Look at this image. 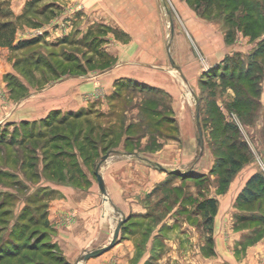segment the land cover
Wrapping results in <instances>:
<instances>
[{"label": "crops", "instance_id": "1", "mask_svg": "<svg viewBox=\"0 0 264 264\" xmlns=\"http://www.w3.org/2000/svg\"><path fill=\"white\" fill-rule=\"evenodd\" d=\"M33 2H55L61 6L57 11L52 10L54 13L50 16L52 21L55 20L50 32L56 35L53 36V42L68 38L76 24L88 34L89 32L91 34L93 26H100L97 36L104 40V45L100 46V49L112 59L108 65L85 73L84 76L89 77L84 79L83 87L76 86L73 79H69L67 86L59 90L60 96L65 95L66 105H51L39 117L54 108L73 111L80 105L91 108L94 103H97L94 107L99 120L111 110L115 112L116 118L119 117L120 107L123 117L127 113L123 107L128 96L123 95L119 89L125 87L126 82H144L153 86L157 93L155 97L162 100L157 103L158 110H161L158 111L157 118L160 120L165 115L169 118L173 116L172 128L174 131L178 130L173 133L178 139L175 142L170 140L172 137H166L163 126L156 127L158 131L153 132L155 137L152 144V149L156 148V151L147 152L149 156H141L135 149L126 153L116 149L105 159L100 158L98 171L104 181L106 196L100 192L97 183L88 187L54 186L58 196L50 202L48 219L52 227L51 240L60 254L73 264L77 262L144 264L150 254L152 242L156 239L153 234L133 233L128 223L121 225L118 238L109 249L83 261H79V258L85 251L108 243L116 225L114 221L118 216L121 217L123 213L127 217L130 212H138L139 182L140 178H143L142 171L147 168V163L166 162L168 165L175 162L181 167H187L193 161L192 164L194 163L202 174L209 171L214 156L212 153L205 157L202 154L198 156L199 159L197 157L194 160L195 144L198 141L192 134V130H197L196 102L199 104V113L205 109L202 95H198V82L205 78L202 76H206L202 65L208 63L211 64V69H220L226 57L231 59L239 56L245 64L254 61L261 67V73L257 76L259 90L256 95L258 102L256 116L251 121L241 122L225 104L216 102L226 119H229L230 115L236 119L252 158L237 170L224 190L218 189L216 180L207 191V197L217 199V210L213 216L209 240H203L201 235L196 237L186 233L180 234L176 240L184 243L186 250L182 244L179 250L172 249L167 254L165 251L158 264H264V223L259 221V224L249 228L243 225L242 221L235 219L241 215L242 210L236 199L238 193L254 172L264 171L261 164L259 165V161H264V52L255 55L253 59L249 58L264 39V30L253 36L241 28L228 26L221 16L214 17L216 15L214 12L213 17L208 18L205 13L191 9L187 4L179 5V25L174 27L171 16L166 23V11L160 7L161 0H33ZM166 26L169 27L171 37L167 45ZM107 27L112 30L106 31ZM118 31L127 35L125 41L122 42L116 37ZM169 56L174 64L171 63ZM94 81L98 82L100 90L92 93ZM113 90L114 96H110ZM221 93L225 94L226 102L235 96L230 87ZM166 97L167 105L164 104ZM108 101H111V106H108ZM154 110L157 111L156 108ZM134 111L133 109L132 112ZM135 120L139 121L138 118L132 117L127 123H133ZM115 123L117 126L115 128L119 129L121 126ZM135 127L132 124L127 126V129L133 131ZM128 136L130 139L135 137L133 133ZM148 138L149 135L143 136L142 144ZM150 171L155 172V178L164 176L155 169L150 168ZM210 177L212 180L216 179L212 173ZM198 237L200 243L193 249H188L186 243L195 242ZM140 239L145 242L144 248H140Z\"/></svg>", "mask_w": 264, "mask_h": 264}, {"label": "rangeland", "instance_id": "2", "mask_svg": "<svg viewBox=\"0 0 264 264\" xmlns=\"http://www.w3.org/2000/svg\"><path fill=\"white\" fill-rule=\"evenodd\" d=\"M161 3V9L166 11V23L171 16L173 25L176 27L179 25V5L187 4L194 9L196 0H191V4L187 0H161ZM57 4L55 2L34 3L33 0H0V22L10 20L14 24L12 29L0 32V171H2L0 172V201L4 199L2 194L9 193V202L2 207V209H10L7 217L10 220L7 221L8 228H12L20 217L23 207L27 205V214L23 215L24 231L26 236L33 239L40 233L35 221L41 222V213L44 210L42 208L39 211L35 208L42 207L43 203H46L48 217L50 202L58 196L56 185L77 187L95 185L97 183L93 173L95 165L104 154L109 155L116 149L121 150V153L135 149L141 156H149L147 152L156 151V148L152 149V144L155 137L153 132L158 131L156 128L158 126L164 127L166 137H172L170 140H178L173 135L175 131H178L172 128L174 127L171 123L173 116L169 118L165 115L160 120L157 118L158 111H161L158 110L157 105L160 100L155 97L156 89L144 82H126V86L119 89L123 95L128 96L123 107L127 113L123 117L120 107L119 117L116 118L115 112L111 110L99 120L94 107L97 103H94L91 108L80 105L73 111L54 108L39 117L51 105H66L65 95L60 96V91L67 86L69 79H73L76 86L83 87L84 79L89 77H85V73L87 74L91 69L106 66L112 60L109 59V54L106 56L100 49V46L104 45V40H100L97 36L100 26H93L91 34L90 32L88 34L76 24L68 38L64 37L62 40L53 42V36L56 35L50 32L55 20L52 21L50 16H53L52 10L57 11L61 8L59 4L57 7ZM203 6L201 5V8ZM209 10L215 13V5L211 4ZM202 13H205L208 18L213 17L210 11ZM216 16L217 14L214 17ZM168 26H166V45L171 39ZM111 30L107 27L106 31ZM116 37L123 42L127 35L118 31ZM211 68V64L202 65L204 72ZM203 77H205L203 81L214 80V78H208L209 76ZM214 81L219 82V79L215 78ZM54 89L58 92L53 93ZM220 89L215 88L214 85L206 86L198 82V95L203 97L202 104L206 107V98L212 91L216 92L211 97L225 104L226 96L220 92ZM99 90L98 82L94 81L91 92ZM114 93L113 90L110 96H114ZM110 102L108 101V106H111ZM167 102L166 97L164 104L167 105ZM133 109L134 112H132ZM35 116L38 118H29ZM21 117H28V119L21 120ZM132 117L138 118L139 121L135 120L128 124L127 121ZM147 117L149 120H146ZM203 118L208 119V116L204 115ZM115 122L121 126L119 129L115 128L117 127ZM158 122L162 124L157 125ZM132 124L136 127L130 131L127 126ZM204 125L203 151L201 153L195 140L194 160L202 154L205 157L211 153L214 159L216 155L228 157L230 150L225 148V145L217 148L216 144L219 140L214 139L210 134L209 123ZM90 127H93L91 137L97 140L94 142L95 148L85 138ZM132 133L135 137L130 139L128 135ZM242 133L244 134L243 130ZM192 134L197 137V130H192ZM145 135H149V138L142 144L141 139ZM92 148L96 150L93 151ZM12 151L16 154L22 153L26 158L25 167L22 166L23 158H15ZM8 153L11 156L5 161L1 155ZM56 155L58 160L49 162ZM192 162L187 167H181L175 162L168 165L166 162L147 163V168L142 171L143 178H140L138 194L139 210L130 212L122 224L128 223L129 229L135 234H153L155 237L156 241L152 242L150 254L144 264H158L165 251L167 254L172 249L179 250L182 244L184 246V243L176 240L180 234L186 233L196 237L201 235L203 240H209L212 222L206 221L208 214L198 205L207 196L210 186L216 182V179H211L210 173L218 178L219 168L215 166L216 162L213 160L209 171L202 174ZM56 165L59 169L55 168ZM149 167L159 171L160 175H164L163 178H155V172H151ZM213 167L217 168L216 173L211 172ZM262 167L264 169V164ZM201 175H204V180ZM218 175H220L219 172ZM241 208L248 217L241 218L239 215L238 220L235 218L236 221H242V224L249 228L259 224L258 218L261 216L259 213H264V202L245 204ZM115 214L117 216V213ZM121 217L118 216L114 224ZM250 218L253 219L250 220ZM5 223L6 221H1L0 227ZM2 233L3 230L0 228V234ZM51 235L52 232L49 231L50 240ZM200 237L195 242L186 243L187 248L193 249L200 243ZM144 244L145 242L140 239V248H144ZM184 249L186 250V246Z\"/></svg>", "mask_w": 264, "mask_h": 264}, {"label": "trees", "instance_id": "3", "mask_svg": "<svg viewBox=\"0 0 264 264\" xmlns=\"http://www.w3.org/2000/svg\"><path fill=\"white\" fill-rule=\"evenodd\" d=\"M187 1L191 4V0ZM201 1H203L204 4H202L203 2ZM211 4L215 5V13L217 16H221L231 27L241 28L245 32L251 33L253 36L264 30V0H196L194 9L199 12L210 11L212 14L214 11L209 10ZM201 5H204L203 8H201ZM11 27H14V24L10 20L0 22V32L8 30ZM262 52H264V39L260 41V45L252 52L249 58L253 59L255 55ZM260 68L261 67H258L254 61H248L247 64H245L239 56L231 59L226 57L220 69L215 68L205 72V75L207 77L209 76L208 78H214V80L217 78L219 82L214 80L212 82L211 80L203 81L204 79H202L200 83L206 86L208 84L214 85L215 88H221L220 92L226 91L228 87L232 88L235 96L232 100L225 103L227 109L231 113H234L236 118L241 122L251 121L256 116L257 111L258 102L256 95L259 90L257 76L261 73ZM215 92L212 91L206 98V107L202 112L200 111V119L202 122V129H205L204 124L209 123L210 134L214 139L216 138L219 140L216 144L218 145L217 148L220 145H225V148L230 150L228 157L215 154L216 157L214 162H216L215 166L219 168L218 172L220 175H218V172L215 170L217 169L216 167L211 169V172H217L218 178H216V180L218 189L222 191L226 188L228 182L237 170L252 158V153L242 137L236 119L232 115H230L229 119H226V116L221 112L215 98L211 97ZM199 99L201 100V97H199ZM75 115L77 116L78 114ZM204 115L208 116V119H204ZM92 132L93 127H90L87 137L85 138L86 141L93 144L95 148L96 143L94 142L97 140L91 137ZM92 150L95 151L96 149L92 148ZM215 151L217 152V150ZM14 154L17 159L23 158V160H21L23 162L22 166L25 167L26 158L22 153L16 154V152H14ZM1 156L6 161L11 155L8 153L2 154ZM57 156L58 155L52 157L49 162L53 163L54 159L58 160ZM55 168L59 169L57 165ZM3 173L5 174V172ZM7 174L11 175V173ZM201 176L204 180V175ZM8 194L9 193L2 194L4 199L0 201V222L6 221V223L0 227L3 230V233L0 234V264H70L60 254L52 240L48 238V233L49 231L52 232V227L47 217L45 209L46 203H43L42 207L37 208L36 206L35 208L36 210L39 209V211L42 208H44V210L41 213V222L40 220L35 221V225L39 226L37 229L40 233L34 239L26 236V231H24L25 220L23 215L27 214V205L23 207L20 217L17 218L12 228H8L7 221L10 220L7 217L8 214H10V209H2L3 205L9 202L10 197ZM236 199L240 206L245 204L251 205L252 203L255 204L257 201L264 202L263 170H257L248 178ZM198 206L207 212L208 218L206 221L211 223L217 210V199L206 196L200 201ZM244 213L245 211H241V218L246 216ZM259 214H261V216L258 219L264 223V213ZM240 216H236L237 220ZM252 219L253 218H250V220Z\"/></svg>", "mask_w": 264, "mask_h": 264}, {"label": "water", "instance_id": "4", "mask_svg": "<svg viewBox=\"0 0 264 264\" xmlns=\"http://www.w3.org/2000/svg\"><path fill=\"white\" fill-rule=\"evenodd\" d=\"M169 59H170L171 63L174 64L173 61H172L171 56H169ZM195 119H196V126H197V132H198L197 141H198V145L200 147V151H202L204 143H203V131H202V126H201V122H200V113H199V104H198V102H196ZM107 155H108V153L104 154L101 157V160L105 159L107 157ZM99 165H100V161L95 165L94 174L96 176V180H97V184H98V187L100 189V192L103 195L106 196L107 193H106L104 181H103V178H102L100 172L98 171ZM124 220H125V216L122 213V217L118 220V222L116 223V225H115V227L113 229V233H112V236H111L109 242L106 245L99 246V247L93 248L91 250L85 251L80 256L79 260L83 261V260H86L89 257L99 255L102 252L106 251L111 246H113L115 244L117 238H118L120 227H121V225H122ZM75 264H78V263H75Z\"/></svg>", "mask_w": 264, "mask_h": 264}, {"label": "built area", "instance_id": "5", "mask_svg": "<svg viewBox=\"0 0 264 264\" xmlns=\"http://www.w3.org/2000/svg\"><path fill=\"white\" fill-rule=\"evenodd\" d=\"M259 164H261V166H263V162L262 161H259Z\"/></svg>", "mask_w": 264, "mask_h": 264}]
</instances>
